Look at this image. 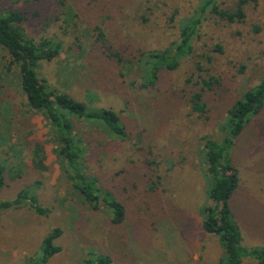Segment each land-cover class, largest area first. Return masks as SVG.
<instances>
[{
	"label": "rangeland",
	"instance_id": "rangeland-1",
	"mask_svg": "<svg viewBox=\"0 0 264 264\" xmlns=\"http://www.w3.org/2000/svg\"><path fill=\"white\" fill-rule=\"evenodd\" d=\"M199 1L114 0L113 7L116 2L120 5L100 10L89 0H67L66 6L57 0H0V13L8 9L20 12V26L32 42L50 38L60 43L56 56L38 64L39 78L88 104L113 107L139 129V100L153 95L137 87L134 67L123 76L114 65L102 67L103 61L95 56L98 47L93 26L102 30L111 47L124 41L143 50L162 49L178 40L179 26ZM236 1L216 0L228 10ZM68 9L76 13L73 19L67 18ZM243 13L241 21L232 23L205 13L192 40V54L165 73L171 85L197 88L193 62L199 61L203 66L200 76L219 79L221 93L205 96L211 107L208 120L198 118L187 103L177 102L157 115L155 125L146 122L150 131L120 141L97 124L73 119L77 143L85 148L91 167L95 153L103 164L100 171L131 174L129 162L144 164L148 160L156 175L152 177L157 178L154 196L147 194L144 181L135 188L128 184L127 189H120L128 219L119 225L110 222L103 205L94 210L83 203L72 187L65 162L54 152L53 129L26 105L17 68L8 64L0 46V166L4 174L0 198H11L39 181L34 192L38 202L49 209L45 215H36L24 206L0 212V264H36L41 240L53 227L60 229L54 242L60 250L43 264H83L97 255H107V264L221 263L224 256L217 237L205 233L200 224L201 209L208 204L200 137L217 139L225 108L254 87L264 73V0H245ZM239 67L243 69L239 71ZM106 78L110 81H104ZM101 82L115 84L114 92L102 94L98 89ZM35 142L44 149L42 170L31 164ZM110 150L117 152L111 154ZM126 156L131 160L128 163L123 159ZM229 157L238 180L229 208L241 245L264 247V107L244 125ZM18 172L20 176L12 175ZM240 258V264H258L248 253Z\"/></svg>",
	"mask_w": 264,
	"mask_h": 264
},
{
	"label": "trees",
	"instance_id": "trees-1",
	"mask_svg": "<svg viewBox=\"0 0 264 264\" xmlns=\"http://www.w3.org/2000/svg\"><path fill=\"white\" fill-rule=\"evenodd\" d=\"M244 1L237 0L234 7L228 10L221 8L216 0H200L191 15L179 26L178 40L162 49L143 50L132 42L124 41L111 47L107 45L102 30L98 26H93L94 40L98 47V54L95 53V56L103 61L102 67L107 68L114 65L120 76L128 75L134 67L137 71V87L157 98L153 100V97H141L139 100L137 105L140 116V127L137 126L139 129L122 119L119 111L113 107L88 104L68 93L52 88L44 78H39L38 64L56 56L61 49L60 43L50 38L32 42L24 35L20 26L23 16L20 12L8 9L0 13V46L6 52L8 64H13L17 68L18 84L25 97L26 105L32 111L39 112L53 129V138L56 142L54 152L65 162L68 168L66 176L81 196L83 203L94 210L98 209L99 205H103L108 210L112 224L119 225L128 219L127 207L120 194V189H127L128 184L135 188L137 183L142 184L144 181L148 183L146 190L150 193L147 194L154 196L157 194V178L155 180L152 177L156 175L150 169L148 160H145L144 164L129 162L132 164L131 174H121L120 171H112L110 174L109 171H100L103 164L100 163L95 153L91 167V162H87L85 148L77 143L73 119L97 124L106 133L114 135L120 141L130 139L132 136L138 138L140 132L150 131L146 122H150L152 126L155 125L157 115L161 114L170 104L177 102L187 103L190 111L198 118L208 120L211 107L205 96L207 93L211 95L221 93L219 79L212 75L200 76L199 73L203 70V66L199 61L193 62L197 79L194 84L198 86L197 88L184 84L171 85L167 82L165 73L175 69L180 60L192 54V40L196 36L198 25L205 13H210L227 23L238 22L244 16ZM57 2L60 6H66L67 0H57ZM89 2L98 6L100 10L112 9L120 5V2H116L113 7L114 0H89ZM74 5L79 7V4ZM68 13L70 15H67ZM66 15L67 18L73 19L76 13L68 9ZM215 49L219 50V47L215 46ZM242 69V67L238 68L239 71ZM115 86V84L108 85L101 82L98 89L102 94H109L114 92ZM263 107L264 73L254 87L246 89L240 97L225 108L222 120L217 127L218 138L200 137L205 175L208 180L205 190L208 204L201 209L200 224L205 233L217 237L224 256L219 264H240V257L244 253L250 254L258 261V264H264V247L245 248L241 245V235L229 208V199L234 194L238 183L236 169L229 157L230 151L244 125ZM135 141L137 142V139ZM110 151L111 154L117 152ZM122 157L120 154L119 158ZM44 159L42 144L35 142L31 154L33 168L44 169ZM128 161L131 160H124L126 163ZM88 168L92 169L91 172ZM2 170L0 166V188L4 182ZM18 173L12 175L18 177L20 176ZM38 185L39 181H33L31 186L28 185L16 191L13 197L0 198V212L24 206L36 215L47 214L49 209L38 202L34 192ZM59 234L60 229L53 227L42 238L39 246L40 256L36 264H43L47 257L60 250V246L54 243ZM109 261L107 255H97L87 258L83 264H107Z\"/></svg>",
	"mask_w": 264,
	"mask_h": 264
}]
</instances>
